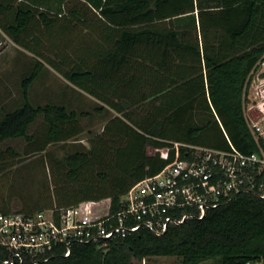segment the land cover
Here are the masks:
<instances>
[{"label":"trees","instance_id":"1","mask_svg":"<svg viewBox=\"0 0 264 264\" xmlns=\"http://www.w3.org/2000/svg\"><path fill=\"white\" fill-rule=\"evenodd\" d=\"M49 1L0 0L1 29L17 45L35 47L65 80L118 114L89 139L88 148L52 157L56 205L50 208L102 199L116 208L134 183L173 159L172 141L257 150L245 109L251 77L264 62V0H62L59 12L40 9L39 3ZM63 16L98 29V39L78 50L81 55L67 63L69 68L63 59L42 55L36 33L38 27L50 32L59 24L55 18ZM42 65L37 61L21 80L22 104L0 119V143L24 138L30 144L35 138L29 127L43 115L46 141L34 150L28 145L26 156L78 135L79 119L91 114L55 103L34 106L29 90ZM168 127L180 136L166 139ZM203 136H213V142H201ZM6 152L15 157L0 151L1 172L10 158H21L11 148ZM111 157L137 158L113 173ZM159 256L176 257L181 264H264V198L239 194L202 219L172 225L162 234L141 230L106 252L93 244L76 245L68 256L56 249L37 264H131ZM6 258L0 250V264H8Z\"/></svg>","mask_w":264,"mask_h":264},{"label":"built area","instance_id":"2","mask_svg":"<svg viewBox=\"0 0 264 264\" xmlns=\"http://www.w3.org/2000/svg\"><path fill=\"white\" fill-rule=\"evenodd\" d=\"M261 103L264 106V100ZM262 105L245 109L257 143L254 152L244 153L231 143L227 149H218L172 141L173 159L134 183L116 208L110 199H102L33 213L0 212V250L6 254V263L30 260L37 264L56 249L68 256L72 247L84 244L106 252L141 230L162 234L172 225L202 219L239 194L264 198Z\"/></svg>","mask_w":264,"mask_h":264},{"label":"rangeland","instance_id":"3","mask_svg":"<svg viewBox=\"0 0 264 264\" xmlns=\"http://www.w3.org/2000/svg\"><path fill=\"white\" fill-rule=\"evenodd\" d=\"M68 6V3H66L65 7ZM55 20L59 24H56L50 32L42 31V28L38 27L36 33L41 39L40 50L42 55L49 60H65L64 67L69 68L72 65H67V63L75 61L77 56L81 55L78 50L82 49L79 47L85 42L91 44L98 39L97 25H93L90 30L82 24H75L73 21L67 22L66 16L55 18ZM37 61L42 62L43 65L39 76L32 83L29 90L30 102L34 106L79 101L76 98L73 100L71 96L66 98L67 81L48 63V60L44 61L39 57L35 47L26 48L17 45L0 27V119L5 112H10L22 104L21 80L32 72ZM263 100L264 63H261L251 77L246 96V106L250 107L257 103L262 105ZM262 107L264 108L263 105ZM94 109V106L89 105V103L84 106V110H89L92 113H94ZM113 116L115 114L112 111L102 115L94 113L92 117L82 119L85 132L82 134L81 139L73 137L68 143H50L47 144L44 151L36 152L30 156L25 155L28 145L29 149L34 150L47 138L46 125L42 114H39L29 127V133L35 138L33 142L29 144L24 138H11L0 143V151H3L4 157H15V155L11 156L6 152L8 148L15 151L16 157H21L13 160L10 158L5 164L4 170L2 172L0 170V211L1 209H8L9 212H13L21 211L23 208H37L42 203L47 204V208L55 206L56 202L52 198L54 183H52L53 176L51 178V175L53 174L52 170L55 168L52 157L61 159L69 153L88 148L89 139L101 132L105 123ZM88 133H90V137L86 138ZM163 136L171 140L178 138L180 134L176 131V128L171 129L168 127ZM213 139V136H203L200 140L201 142L212 143ZM136 158L111 157L113 162L108 169L114 173L119 171V168H125L130 163H134ZM2 165L4 164H0V169ZM212 261L209 260L201 264H210ZM131 264L181 263L176 257L159 256L143 260L133 259ZM255 264L262 263L257 262Z\"/></svg>","mask_w":264,"mask_h":264},{"label":"crops","instance_id":"4","mask_svg":"<svg viewBox=\"0 0 264 264\" xmlns=\"http://www.w3.org/2000/svg\"><path fill=\"white\" fill-rule=\"evenodd\" d=\"M61 2H62V0H50L47 4L39 3V5H40V9H46L50 13H56V12H59V10H60V7H61V4L60 3ZM58 15H60V14L58 13ZM87 45H88L87 42H85V44L83 43V45H81V47H79V48L80 49H83V48L86 49L87 48ZM70 96L73 98V100L76 98L79 101H76V102L75 101H71V102L66 101L65 103H56V104L63 105L68 110H74V111H77L78 113H81V112H90L91 113L90 116L80 118L79 121H78L77 129L80 130V133L78 135L74 136V137H77V138L79 137V139L82 138V134H84V132H85V127L83 125L82 119H84V118H90V117H92V115L94 113H97V114H100V115L106 114V113H108V111L114 112L115 116L118 115L114 110H112L111 108H109L103 102H101L100 100L96 99L92 95H90L87 92L79 89L78 87H76L75 85H73V84H71V83H69L67 81V85H66V98H69ZM88 103H89V105L91 104V105L94 106V108H95L94 109V113H92L89 110H84V106L87 105ZM97 104H99V105H97ZM101 107H104V108L101 109ZM99 108H100V110L96 111ZM113 117H111V118H113ZM89 137H90V133L87 134V137L86 138H89ZM71 139H68V140H65V141H57L55 143L56 144L57 143H63L64 144V143L70 142ZM73 142H76V141H73ZM52 144H54V143H52Z\"/></svg>","mask_w":264,"mask_h":264}]
</instances>
